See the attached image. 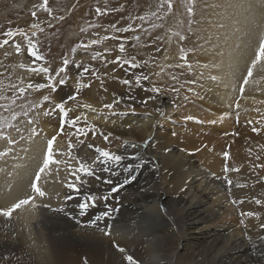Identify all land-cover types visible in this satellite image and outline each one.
I'll use <instances>...</instances> for the list:
<instances>
[{"label":"bare ground","instance_id":"1","mask_svg":"<svg viewBox=\"0 0 264 264\" xmlns=\"http://www.w3.org/2000/svg\"><path fill=\"white\" fill-rule=\"evenodd\" d=\"M217 2L215 6L225 11L213 13L208 28L213 35V44L206 47L214 48L215 52L212 57L202 58L200 64L203 67L194 69L198 81L192 84L194 95L191 100L205 110L203 115L209 121L223 122L228 117L239 116L233 114L235 111L240 113L245 109L251 111L249 117L264 121V56L259 60L256 57V50L259 52L256 45L264 38V0ZM118 3L123 4L122 1ZM177 5L178 1L174 7ZM168 6V0L141 1L132 11L134 16L127 21V28H131L129 35L133 36V31L146 22L145 18H156L155 8ZM141 12L145 13L141 16L143 19L138 16ZM84 19L86 13L81 12L79 22L83 25ZM108 20L106 17V23ZM118 30L115 29L112 51L121 57L135 56L123 42V32ZM168 30L166 24L160 31L165 35ZM155 40L159 41L152 37L149 43ZM163 41L161 38L158 44ZM120 43L125 44L124 53L119 51ZM145 51L146 56L137 58V62L147 61V66L136 70V74L149 75V81L142 82L148 88L160 84L166 77L164 70L154 76L153 69L148 66L161 67V52L153 45L147 46ZM162 53L165 60L172 51L165 49ZM76 56L81 60L80 64L92 71L80 76L78 73L83 67L72 66L68 71L69 83L54 94L53 100L56 103L72 94L78 87L77 81L90 84V88L80 87L76 101L68 102L66 107L77 108L76 114H79L86 111L80 105L91 104L97 112L86 114L89 123L96 125V131L86 139V144L98 145V141L103 142L98 133L112 132L110 141L99 146L120 159L95 163L94 151L86 144H77L65 159L74 168L78 167L77 157L86 163L93 162L92 174L85 176L74 191L67 187L71 179L67 170L61 174V181L46 184V189L42 186L43 191L46 190L44 197H33L31 183L41 185H38L41 177L39 174L40 179H37V174L43 168L36 155L47 154L45 139L48 142L57 132L59 117L50 116L56 113L55 110L44 106L37 124H29L26 131L32 135L31 140L25 141L15 130L1 135L0 207H10L21 199H29L30 203L15 211L11 218L0 216V264H264V230L260 228L264 223V180L246 168L234 166L230 168L239 169V172L227 174L233 181L229 186L219 160L204 165L191 153L189 144L169 142L165 133L170 126L174 127L171 117L176 107L169 104L167 95L163 97V94L130 90L124 86L116 78H131L130 66L122 69L110 63V55L105 51L96 60L80 51ZM29 58L25 50L13 55L10 61H1L0 96L14 95L11 85H16L17 89L39 82L41 78L28 81ZM249 69H254L257 74L252 80L242 75ZM98 71L102 76L97 74L98 79L93 80V74ZM244 78L246 82H242ZM42 80L40 82H45ZM114 95L117 98L136 96L135 112L112 116L103 105L113 102ZM149 95H155L156 99L147 105L141 104L140 100ZM117 110L126 111V105L121 103L113 111ZM97 114L107 115L109 119L105 121ZM68 138L58 137L54 152L62 149ZM262 145L264 135L252 139L246 148L238 146L236 150L240 155L250 154L255 162H260L264 155ZM52 178L56 180L57 176L52 175ZM68 195L70 198L66 199ZM238 198L245 203L262 198L260 207L241 211L258 213V217H242L240 209L232 208V201H238ZM92 199L100 202L98 208H89L85 203ZM80 204H84L87 211H82ZM101 213L108 215V219L97 221Z\"/></svg>","mask_w":264,"mask_h":264},{"label":"rangeland","instance_id":"2","mask_svg":"<svg viewBox=\"0 0 264 264\" xmlns=\"http://www.w3.org/2000/svg\"><path fill=\"white\" fill-rule=\"evenodd\" d=\"M118 1H122L123 4L119 5ZM141 1L143 0H48L47 7L49 11H44L42 7L44 5V0H0V40L4 38L3 32L9 29L32 30V24H39L40 27L43 28V31L38 32V35L34 39L39 46L41 55L44 57L42 63H45L50 67L53 70V74H55V70L63 66L62 62L65 58L81 62V60L76 58L78 51L84 56L89 55V58L91 59L92 56L97 53L100 54L102 51H105L110 55V61H112L118 56L112 51V49L115 48L116 41L115 29H124L129 26L127 21L134 16L132 11ZM170 1V9L169 6L168 8L154 9V12H157V16L155 15L156 18L147 17L146 19L144 17L146 19H144V21L146 22H143L140 28L133 31L132 37L129 35L131 28H128L129 30L127 32H123V42L128 44V47L136 58H144L146 56L145 49L147 46L153 45V47H156L157 51L161 52L159 59L161 67L156 65L154 68L150 64L148 66L150 69H153L154 76L156 77L157 73L160 74V71L164 70L166 80L155 85L156 87L163 89L160 94H163V97L167 95L169 97V104L176 107V110H174L171 117L174 127L170 126L165 133L169 142H182V144H189L192 151L191 153L204 165L216 163V161L219 160L222 163V168H224L225 163H227L229 167L236 166L241 169L246 168L255 173V175H258L261 180H264V168L255 167L257 164H264V155L260 162H255L250 157V154L240 155L239 150H236L238 146L246 148L252 139L263 136L264 123H255L259 120L257 117H249L251 111L248 109H245L240 113L238 111L233 113L234 115H239V122H237V116L231 119L228 117L224 119L223 122L209 121L203 115L205 110H203L199 104L195 105L191 100L194 95L192 84L198 81L194 69L203 67L200 64L202 63V58L212 57L215 52L214 48L207 49L206 47H211L213 44V35L208 31L213 13L225 11H221L217 5L215 6V4L218 3L217 1L220 0ZM177 1L178 5L180 4V7H178V5L174 7V4H176ZM107 2L114 4L108 6L106 4ZM97 9H100L101 12L106 14H98ZM33 12H36L37 14L35 18L32 16ZM81 12L86 13V19H84L86 20V25L79 22ZM144 14L145 13L141 12L138 16L141 17ZM95 16L97 17V20H95ZM106 17L109 19L108 23L105 21ZM98 19L103 21L99 22ZM166 24L169 26V30L165 35H162L163 32L160 30L164 29ZM71 33L73 34L71 35ZM88 35H91L90 38H87ZM152 37H156L159 41L163 38L164 41L159 44V41L156 42V40L149 43V39ZM181 37H183V39H181ZM92 40H97L98 43L92 45ZM263 40L264 38L258 41L259 44L256 45V49H258L259 46L264 48ZM15 42L21 44V51L17 53L12 43L5 46L6 48H0V54H2V57H0V67H2V62L10 61V59L13 58V55L16 56L21 54L27 49V40L25 38L19 37ZM83 45H88L87 50H85ZM165 49H170L172 54H170L171 56H166L164 60L163 57L165 55H163L162 51ZM257 52L258 50H256V57L259 60L261 56L257 55L259 53ZM123 58L131 59L126 56H123ZM27 60V72L30 74L28 81L39 80L40 78L39 82L42 79V81H45L42 74L33 73L28 70L33 66V63L31 58ZM165 62L168 64L164 65ZM35 66L38 67V65ZM71 67L72 65L69 66L68 71ZM249 70L242 75L247 76L248 79L252 80L257 74H255V70L253 69L251 70V75H249ZM97 74L102 76L101 71H98L93 74V80L98 79ZM68 76L70 77L69 74ZM173 76L176 77L175 80L172 79ZM244 81L245 78L242 82ZM19 88H17V90ZM172 89H178V91H173ZM54 94L55 93H53L51 89L45 88L39 91L27 89L19 98H16V91L12 97L3 95L4 97H9V99L0 100V104H10L12 98H16V102L15 104H11L10 110L8 111H5L4 108H0V136L2 135L3 137L4 134H8V131L15 130L19 132L17 135L22 136L23 139L25 138V141L31 140L32 135L29 132H26L28 126L32 123L37 124L38 119H40L42 114L41 112L45 108L44 106H49L48 109L54 111L53 107L57 103L53 100ZM44 96H49V101H44ZM24 113H27V115ZM162 114L163 112H161V115ZM13 115L16 116V119H13ZM58 115L57 113L50 114L52 117H59L60 120L61 118ZM250 120L253 121V125L248 124V121ZM29 121H31V123H29ZM252 126L261 129L259 134L252 131ZM22 130L25 131L23 132ZM217 133L219 134V137H217ZM214 134L217 135L213 136ZM22 137L19 138L22 139ZM71 139L73 145L79 144L75 136ZM218 140L219 142H217ZM104 143L105 141H98V145H104ZM45 145L47 147V139H45ZM229 145L230 147H227L226 149V146ZM68 150V142H66L62 149L55 152V159L58 161H66L65 158L68 159L69 156ZM225 150H228L230 154L227 161L224 160L223 156ZM32 156L35 157V154ZM36 156H38L36 158L38 162L43 165L46 153L44 152L43 156ZM61 164L63 163H52L46 170L38 173L40 174L41 181L42 179H45V183L43 181L38 182V185L41 184L39 187H44L48 184H54L57 181H61V174L69 170L67 164ZM72 167L74 168V166ZM49 170L50 172L48 173ZM44 172L46 173L45 175ZM47 174L50 178L49 176H46ZM52 175H56L57 179H51ZM32 185L33 183H31V193L33 197H36L37 195L34 188H32ZM43 187L41 188L42 191ZM44 188L46 189V187ZM255 200L256 199L246 201V203L244 202V204H242L243 206L236 203L231 205V207L236 211L240 209V213L245 209L249 210L254 207H260L261 204L257 205ZM259 200H262V198H259Z\"/></svg>","mask_w":264,"mask_h":264},{"label":"snow or ice","instance_id":"3","mask_svg":"<svg viewBox=\"0 0 264 264\" xmlns=\"http://www.w3.org/2000/svg\"><path fill=\"white\" fill-rule=\"evenodd\" d=\"M47 2H48V0H44V5L42 6L44 11H49V9L47 7ZM168 3H169V9H170L171 8L170 0H168ZM97 13L100 15L106 14V13L101 12L100 9H97ZM36 15H37L36 12L32 13V16L34 18L36 17ZM141 19H143V17H141ZM31 28L35 29L37 31H32L31 33H29V32H26L24 30H21V29H17V30L9 29V30L3 32L4 38L2 40H0V48H3L5 46L9 45L10 43H12L13 46L15 47L16 52L19 53L21 51V44L16 43L15 41L19 37L25 38L27 40V49H26L27 55H28V57L31 58L32 63H33V67H31L29 69V71H31L33 73H37V74H42L44 77V80H45V82L29 83L26 88L20 87L18 90L16 89V85H11V88L14 91H16V98H19L20 96H22L26 92L27 89H33V90L39 91V90L48 88V89H51V91L53 93L58 92V90H60V88L62 86H65L70 80V77L68 76V68L70 65L75 66L78 69L83 67V71L78 73V75H80V76L86 75L92 71L90 68L84 67L79 62L65 58L62 62L63 66L60 67L59 69L55 70V74H53V70L50 67L43 65L42 62L44 61V57L41 55L40 50H39V46L34 39L38 35V32L43 31V28H41L39 24H32ZM128 30H129L128 28H124V29H119L118 31L127 32ZM181 39H183V37H181ZM97 43H98L97 40L91 41L92 45H95ZM83 47L85 48V50H87L88 45H83ZM119 51L121 53L125 52V44L124 43L119 44ZM258 54L260 56H264V48H261L259 46V53ZM98 57H100L99 53L92 56V59L96 60ZM110 63L117 65V66L121 67L122 69L124 67L130 66V69L132 70L131 78H125V79H120L119 77L116 78V79L120 80V82L124 86L129 87L130 90L131 89H138V90L146 91L149 93H156V94L162 93L163 89H161L159 87H156V86H151L148 88L144 87V84L142 82L149 81V79H150L149 75H147L143 72H141L139 75L136 74V70L143 69L144 67L147 66V61H145L143 63H139V62H137V58L135 56H132L131 59H125L121 56H117L116 59L110 61ZM255 63H253V64H255ZM37 64H39L40 66L39 67L35 66ZM157 75H159V73H157ZM249 75H251V70H249ZM172 79L175 80L176 77L173 76ZM213 79H215V78L213 77ZM77 84H78V87L74 90V92L72 94L61 98V100L59 102H57L54 106L55 112L58 113L60 118H61L60 119V126H59L57 132L47 142L46 158L44 160L43 168L40 169V172H43L52 163H65V164H67L68 169H69V176L71 177V179L67 183V187L69 189L74 190V191L78 190V187H79L80 183L83 181L85 176L92 174L93 162L86 163V162L80 160L79 157H77L76 162H77L78 167L73 168L71 166V164H68L67 161H58L55 159L56 153L54 152V144H55L58 137L68 136L69 137L68 148L70 150L69 151V155H70L71 150L75 148V145L72 144V139H71L73 136H75L76 140L79 142L80 145L84 146L86 144V139H89L91 137V133L96 131V125L89 123L88 116L86 114L87 112H92V113L97 112V110L94 107H92L91 104L80 105L79 107L83 108L86 111H82L79 114H76L77 108L66 107V104L68 102L76 101L77 97L80 94V87H85V88L91 87L90 84H81L80 81H77ZM172 90L178 91V89H172ZM104 91H107V89H104ZM16 98H12L10 104H0V108H4L5 111L10 110L11 104H15V102H16ZM6 99H9V97L0 96V100H6ZM43 99H44V101L47 102V101H49L50 97L44 96ZM136 99L137 98L134 95H128L127 97L119 96L118 98L116 95H114L113 96V102L104 104L103 108L107 109L112 116H117V117L121 116V115L127 116L130 113L135 112V108L133 105H134ZM154 99H156L155 95H149L145 99L140 100V103L147 105L149 101L154 100ZM129 101H131V103H129ZM121 103H124L126 105L127 110L124 112H120L118 110L113 111L114 109H118L119 106L121 105ZM156 111L159 112V109H156ZM24 114L27 115V113H24ZM97 117L103 118L105 121H107L109 119V116L103 115V114H97ZM13 119H16L15 115H13ZM237 122H239L238 116H237ZM29 123H31V121H29ZM255 123H257V124L264 123V121H257ZM248 124L253 125V121H251V120L248 121ZM128 126L131 127V125H128ZM66 129H67V131H66ZM252 131L254 133L259 134L261 129L256 127V126H252ZM98 135L100 136V138L103 141L109 142L113 136V133L112 132L98 133ZM86 147L88 149L94 151V153L96 154L95 156L97 157V160L95 161V163H100L101 161L104 163H107L109 161V159L114 160V161L120 159V157L118 155L111 153L109 150H107V148L100 147L99 145H96L94 143H87ZM227 147H230V145L226 146V149H227ZM261 148L264 149V145H262ZM229 155H230L229 151L225 150L223 153L225 161H227L229 159ZM256 159L259 160L260 157L257 156ZM255 167L264 168V164H257V165H255ZM223 171L225 173V175H224L225 182L229 186H232L233 181L231 179H229L227 174L231 173V172H239V169L230 168L228 166V164L225 163ZM39 178H40L39 174H37V179H39ZM236 186L237 187H243L242 185H236ZM32 187L34 188V191H35L37 196L44 197L46 195L45 191H42L41 188L36 186L35 183L32 185ZM65 198L66 199L70 198V195L66 196ZM244 202L245 201L243 199H240L238 201L237 200L232 201L233 204L239 203L241 205L244 204ZM29 203H30L29 199H21L18 203H14L10 207H7V208L0 207V216H3L5 218H11L15 211L21 209L25 205H28ZM85 203L88 205L89 208H98L99 204H100V202L96 201L95 199L86 200ZM255 203L257 205H260L261 200L256 199ZM39 206L40 205H35V207H39ZM80 209L82 211H87V209H85L84 204H80ZM240 215L242 217H244V216L258 217V213H255L252 211L241 212ZM101 219L107 220L108 215L101 213L100 216L97 217V221H99ZM260 228H261V230H264V223L260 224ZM107 234L110 235L111 233L108 232Z\"/></svg>","mask_w":264,"mask_h":264}]
</instances>
